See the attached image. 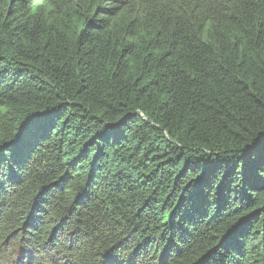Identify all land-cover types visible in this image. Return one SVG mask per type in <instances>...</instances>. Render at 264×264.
Segmentation results:
<instances>
[{
	"label": "trees",
	"instance_id": "trees-1",
	"mask_svg": "<svg viewBox=\"0 0 264 264\" xmlns=\"http://www.w3.org/2000/svg\"><path fill=\"white\" fill-rule=\"evenodd\" d=\"M4 248L264 264V0H0Z\"/></svg>",
	"mask_w": 264,
	"mask_h": 264
},
{
	"label": "rangeland",
	"instance_id": "rangeland-1",
	"mask_svg": "<svg viewBox=\"0 0 264 264\" xmlns=\"http://www.w3.org/2000/svg\"><path fill=\"white\" fill-rule=\"evenodd\" d=\"M18 254L19 250L15 251L13 255H10L9 250L7 248H4V250L0 253V264H20L17 262V259L19 257Z\"/></svg>",
	"mask_w": 264,
	"mask_h": 264
}]
</instances>
